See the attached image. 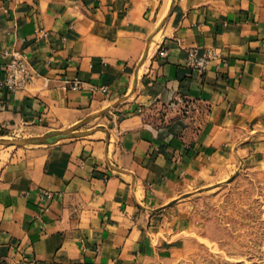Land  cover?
I'll return each mask as SVG.
<instances>
[{"label": "crops", "instance_id": "1", "mask_svg": "<svg viewBox=\"0 0 264 264\" xmlns=\"http://www.w3.org/2000/svg\"><path fill=\"white\" fill-rule=\"evenodd\" d=\"M191 48L219 58L197 72ZM14 51L36 76L10 92ZM247 163L264 164V0H0V263L139 264L191 229V183Z\"/></svg>", "mask_w": 264, "mask_h": 264}, {"label": "rangeland", "instance_id": "2", "mask_svg": "<svg viewBox=\"0 0 264 264\" xmlns=\"http://www.w3.org/2000/svg\"><path fill=\"white\" fill-rule=\"evenodd\" d=\"M187 191L191 229L156 235L139 264H264V164L230 166Z\"/></svg>", "mask_w": 264, "mask_h": 264}, {"label": "built area", "instance_id": "3", "mask_svg": "<svg viewBox=\"0 0 264 264\" xmlns=\"http://www.w3.org/2000/svg\"><path fill=\"white\" fill-rule=\"evenodd\" d=\"M10 59L6 64L4 77L1 85L10 92H16L27 89L34 81L36 71L29 61L28 56L21 51H14L9 53ZM219 56L212 51H209L206 55L200 56L197 48H191L188 51V64L197 71L204 72L208 64L218 59ZM66 83L71 84V90L79 91L83 87V83L79 78L67 80ZM174 104L171 105L173 107ZM41 197L52 198L53 194L48 191H43ZM0 264H9L7 262H1Z\"/></svg>", "mask_w": 264, "mask_h": 264}, {"label": "water", "instance_id": "4", "mask_svg": "<svg viewBox=\"0 0 264 264\" xmlns=\"http://www.w3.org/2000/svg\"><path fill=\"white\" fill-rule=\"evenodd\" d=\"M58 136H49L42 139H22V140H16V141H10L7 143L10 144H19V145H25L29 143H44V142H50L54 139H56Z\"/></svg>", "mask_w": 264, "mask_h": 264}]
</instances>
